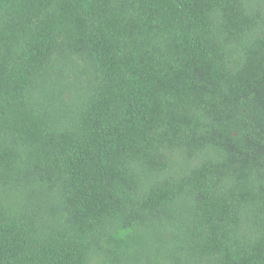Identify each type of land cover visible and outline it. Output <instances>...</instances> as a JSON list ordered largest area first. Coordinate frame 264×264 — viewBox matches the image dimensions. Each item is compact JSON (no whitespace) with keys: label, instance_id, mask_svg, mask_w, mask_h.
<instances>
[{"label":"trees","instance_id":"16d2710c","mask_svg":"<svg viewBox=\"0 0 264 264\" xmlns=\"http://www.w3.org/2000/svg\"><path fill=\"white\" fill-rule=\"evenodd\" d=\"M0 264H264V0H0Z\"/></svg>","mask_w":264,"mask_h":264}]
</instances>
